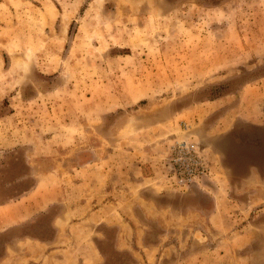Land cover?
<instances>
[{"label":"rangeland","instance_id":"1","mask_svg":"<svg viewBox=\"0 0 264 264\" xmlns=\"http://www.w3.org/2000/svg\"><path fill=\"white\" fill-rule=\"evenodd\" d=\"M0 264H264V0H0Z\"/></svg>","mask_w":264,"mask_h":264},{"label":"built area","instance_id":"2","mask_svg":"<svg viewBox=\"0 0 264 264\" xmlns=\"http://www.w3.org/2000/svg\"><path fill=\"white\" fill-rule=\"evenodd\" d=\"M174 165L181 181L186 182L197 172H204L207 164L202 158L187 145L177 146Z\"/></svg>","mask_w":264,"mask_h":264},{"label":"crops","instance_id":"3","mask_svg":"<svg viewBox=\"0 0 264 264\" xmlns=\"http://www.w3.org/2000/svg\"><path fill=\"white\" fill-rule=\"evenodd\" d=\"M169 135V134H168ZM167 135V136H168ZM149 156H150V161H155V162H157L158 160H160V159H162V156H161V154L160 155H157V152H154V154H153V152L152 153H149ZM160 165V164H159ZM157 168H159V166H157ZM140 169V168H139ZM105 171H102V172H99V173H104ZM147 179H149L147 176L146 177H143V180H147ZM99 211H100V209H96L95 211H94V215H96L95 214V212H97L98 214H99ZM93 215V216H94ZM55 223H57V226L59 227V228H61V229H63L64 228V226H65V224H66V222L64 221V220H61V219H59L58 220V218H56L55 219Z\"/></svg>","mask_w":264,"mask_h":264}]
</instances>
